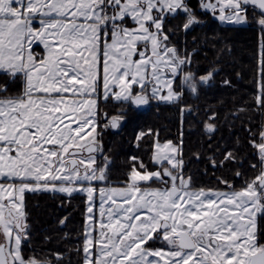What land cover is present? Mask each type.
<instances>
[{
  "label": "snow or ice",
  "instance_id": "obj_1",
  "mask_svg": "<svg viewBox=\"0 0 264 264\" xmlns=\"http://www.w3.org/2000/svg\"><path fill=\"white\" fill-rule=\"evenodd\" d=\"M200 8L227 24L251 16L259 27L256 103L264 108V0H200ZM177 15L185 31L200 23L189 0H0V76L8 78L0 84V264H38L23 251L26 195L48 191L86 196L80 264H264V131L252 139L259 165L240 187L224 179L222 188L195 187L182 141L160 143L151 129L136 140L154 137L155 170L133 156L119 186L110 181L97 129L101 118L118 127L125 109L109 116L100 105L177 103L214 75L186 70L191 56L166 28ZM17 80L23 88L11 92Z\"/></svg>",
  "mask_w": 264,
  "mask_h": 264
},
{
  "label": "trees",
  "instance_id": "obj_2",
  "mask_svg": "<svg viewBox=\"0 0 264 264\" xmlns=\"http://www.w3.org/2000/svg\"><path fill=\"white\" fill-rule=\"evenodd\" d=\"M189 4L195 10L200 23L185 31L182 27L185 22L183 15L169 17L166 28L174 33L170 36V41L182 55L191 56V66L186 70L192 71L197 78L209 71L214 75L208 84L200 87L196 98H192L191 93L185 89L179 102L165 104L153 101L145 111H138L114 101L102 103V112L109 116H116L120 114V109L129 108L118 132H111L103 127L106 123L103 118L100 121L101 127L97 129L101 134L105 153L116 165L111 171L112 174L120 173L121 166L126 165L124 161L130 162V157L151 160L154 137L136 140L141 131L147 132L149 129L158 134L161 142L167 141L173 134V138H179L177 141L180 144L181 134H186L184 142L182 140L183 159L190 161L194 174L204 177L202 181L205 188L222 185L219 183L220 179L226 180L240 170L243 172L249 160L256 164L259 158L252 146V139L259 142V133L264 129V108L256 103L260 82V29L253 23L223 25L212 14L199 12L198 0H189ZM7 79L0 76V84ZM8 87L11 92H19L23 83L17 80ZM181 107L190 111L182 115ZM213 115L215 119H209ZM208 124L213 125L212 131L208 130ZM229 152L235 156V160H225ZM213 161L216 166H213ZM75 200L79 207L80 200L83 202L84 197L82 199L77 195ZM59 206L49 198H43V203L40 204L39 213L44 222L50 224V229L47 230L51 233L49 239L43 236V233L48 232L46 228L45 232L39 230L43 242L39 248L43 249L38 251L40 255L44 254V258H54L60 252L66 255L65 258H69V250L73 252L74 249L71 237L77 235L80 229L81 222L78 218L76 225L73 222L65 225L61 223L62 217L69 213L63 208L69 205L62 204L61 209ZM80 260L81 258L76 260L78 264Z\"/></svg>",
  "mask_w": 264,
  "mask_h": 264
},
{
  "label": "flooded vegetation",
  "instance_id": "obj_3",
  "mask_svg": "<svg viewBox=\"0 0 264 264\" xmlns=\"http://www.w3.org/2000/svg\"><path fill=\"white\" fill-rule=\"evenodd\" d=\"M199 3H200V1H199ZM200 9L201 8L199 7V9H198L199 12H202L203 14L204 13H209V12H205V11L200 10ZM221 24H223V23H221ZM223 25H226V24H223ZM203 85H206V84H203ZM200 87H202V85L198 86L197 94H195V95L191 94L192 98H196L198 96ZM185 89H186L187 92H189L187 90V88H185ZM152 102L149 104V106L152 104ZM131 107L134 108L135 110L141 111V110L137 109L135 106H131ZM128 110H129V108L126 107L125 108V112L123 113L124 119L122 120V122L120 123V125L118 127H116V128L105 127V128L107 130L111 131V132H118L120 130L121 126L124 124L125 117H126V114L128 113ZM263 131H264V129H263ZM185 136H186V134H181V137H180L181 141L183 140V142H184ZM169 140H171L174 144H179V142L177 141V140H179V138H177V139L173 138V134L171 135V138L168 139L167 141H169ZM183 142H182V144H183ZM249 142H250L249 145H251V138H249ZM102 145H103L104 155H107L105 153V150H104L103 141H102ZM256 152H257V150H256ZM108 157L111 160L110 181H111L113 186H119L118 182H120V181H122L124 179V174L129 170L128 165H129L130 162L124 161V163H126V165L121 166L122 169L120 170V173L112 174L111 171L114 169V167L116 165H115L113 159L110 156H108ZM141 160L148 167H150L149 170H155L156 166L152 162V159L151 160L141 159ZM183 160H184V175L186 177H188V176L191 177L193 185L195 187H197V188H200V187L205 188V186L203 184V181H202L204 179V177L200 176L198 174H194L193 170L191 168L192 165L190 164V161L188 159H183ZM256 161H257L256 164L259 165V158H257ZM251 165H253V163H252L251 160H249L248 164L243 168L244 171L243 172H242V170L238 171V172L243 173V176L237 177L236 174H234L232 177L228 176L226 178V180L229 181L230 183L234 184L235 186L240 187L241 184L243 183V180L245 178L250 177V176H252L254 174V170L251 168ZM118 167L119 166H117V168ZM222 187H223V185H219L217 187H213V189L222 188ZM59 195L61 197H59ZM77 195L81 196L82 199L84 197L83 202H82V200H80L81 205L79 207H77V203H76V200H75ZM43 198H49V199H51L53 201V203L59 204L60 205L59 209L62 208V204L63 205L68 204L69 205V206H67V207L65 206L63 208L65 210H68V212H69V213H67V215L62 217V221H63L62 224L63 225L67 224L68 222L69 223L73 222L74 225H76L77 218L81 222L80 225H79L80 229H79L78 234L77 235L74 234L71 237L72 238L71 242L74 243V249H73V252L69 250V252H68L69 258H65L66 255H64V253H61V252L59 253V254H62L63 257H64V259L62 261V264H69V262H71V264H78V262L76 260L79 259V258L82 259V255L83 254H82V252H78V254L76 255V253H77L76 250L83 243L82 234L84 232V226H85L86 215H87V213H86V196L83 193H72L71 195H69L67 193L48 191V192L28 193L26 195V212H27V217H28L27 223L29 225V238L27 239V241L24 243V246H23L25 258L27 259V258L31 257V258L35 259L38 262V264H45V262H50V264H56V261H55L54 258H44L43 257L44 254L42 253L40 255V253L38 251V250L42 251V249H43V248L42 249L39 248V245L40 246L43 245V242L41 241V237L42 236H41V234H39V230L45 232L44 231L45 228H46V230L50 229L49 228L50 224L49 223H45L44 222L45 220H43V216L39 213V212H41L40 211V208H41L40 204L43 203ZM55 199H57V200L55 201ZM98 203H99V201L97 199V205H98ZM94 211L97 212V214H98V207L94 208ZM257 228L262 233H264V218H259V217L257 218ZM43 232H40V233H43ZM74 232H75V229L71 233L73 234ZM43 236H45V238L48 237L50 239L51 238V233L49 231L45 232V233H43ZM261 242H264V239H262ZM75 245H76V247H75ZM153 246L154 247H159L160 246V242L159 241L156 242V244H154Z\"/></svg>",
  "mask_w": 264,
  "mask_h": 264
},
{
  "label": "rangeland",
  "instance_id": "obj_4",
  "mask_svg": "<svg viewBox=\"0 0 264 264\" xmlns=\"http://www.w3.org/2000/svg\"><path fill=\"white\" fill-rule=\"evenodd\" d=\"M198 1H200V0H198ZM210 13V12H209ZM209 13H204V14H208L209 15ZM211 14V13H210ZM197 15V14H196ZM220 22V21H219ZM249 23H252L251 22V16H249ZM248 23V24H249ZM223 24H226V25H228L227 23H223ZM248 24H244V25H248ZM254 24V23H253ZM229 25H240V24H229ZM256 27H258V26H256ZM259 28V27H258ZM160 143H164V142H161V141H159ZM166 142V141H165ZM150 168V167H149Z\"/></svg>",
  "mask_w": 264,
  "mask_h": 264
},
{
  "label": "water",
  "instance_id": "obj_5",
  "mask_svg": "<svg viewBox=\"0 0 264 264\" xmlns=\"http://www.w3.org/2000/svg\"><path fill=\"white\" fill-rule=\"evenodd\" d=\"M148 106H149V104H148V105L139 106V107L135 106V107H136L137 109L143 111V110H146V109L148 108Z\"/></svg>",
  "mask_w": 264,
  "mask_h": 264
},
{
  "label": "crops",
  "instance_id": "obj_6",
  "mask_svg": "<svg viewBox=\"0 0 264 264\" xmlns=\"http://www.w3.org/2000/svg\"><path fill=\"white\" fill-rule=\"evenodd\" d=\"M36 51L39 52L40 51V48H36Z\"/></svg>",
  "mask_w": 264,
  "mask_h": 264
}]
</instances>
